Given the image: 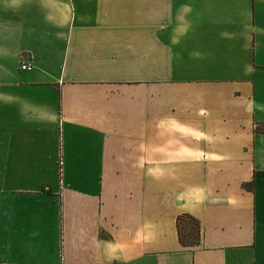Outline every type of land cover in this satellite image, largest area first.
Instances as JSON below:
<instances>
[{"label":"crops","instance_id":"0c3cea01","mask_svg":"<svg viewBox=\"0 0 264 264\" xmlns=\"http://www.w3.org/2000/svg\"><path fill=\"white\" fill-rule=\"evenodd\" d=\"M0 264H264V0H0Z\"/></svg>","mask_w":264,"mask_h":264},{"label":"trees","instance_id":"16d2710c","mask_svg":"<svg viewBox=\"0 0 264 264\" xmlns=\"http://www.w3.org/2000/svg\"><path fill=\"white\" fill-rule=\"evenodd\" d=\"M179 244L182 247H194L199 241V224L189 216H181L176 220Z\"/></svg>","mask_w":264,"mask_h":264},{"label":"built area","instance_id":"2783aa9c","mask_svg":"<svg viewBox=\"0 0 264 264\" xmlns=\"http://www.w3.org/2000/svg\"><path fill=\"white\" fill-rule=\"evenodd\" d=\"M19 66L21 71H30L32 69L30 62H28V59L24 56H20Z\"/></svg>","mask_w":264,"mask_h":264}]
</instances>
